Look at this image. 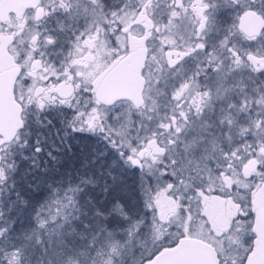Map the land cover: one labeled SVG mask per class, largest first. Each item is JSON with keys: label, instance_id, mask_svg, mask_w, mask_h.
Returning <instances> with one entry per match:
<instances>
[{"label": "snow or ice", "instance_id": "6c2138e0", "mask_svg": "<svg viewBox=\"0 0 264 264\" xmlns=\"http://www.w3.org/2000/svg\"><path fill=\"white\" fill-rule=\"evenodd\" d=\"M0 264H264V0H0Z\"/></svg>", "mask_w": 264, "mask_h": 264}]
</instances>
